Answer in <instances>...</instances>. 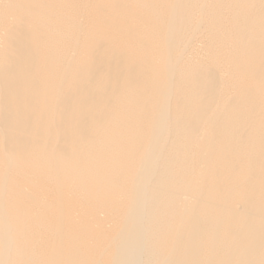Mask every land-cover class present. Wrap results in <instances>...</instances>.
<instances>
[{
    "label": "bare ground",
    "instance_id": "bare-ground-1",
    "mask_svg": "<svg viewBox=\"0 0 264 264\" xmlns=\"http://www.w3.org/2000/svg\"><path fill=\"white\" fill-rule=\"evenodd\" d=\"M0 264H264V0H0Z\"/></svg>",
    "mask_w": 264,
    "mask_h": 264
}]
</instances>
